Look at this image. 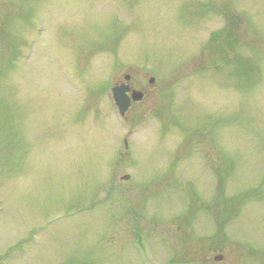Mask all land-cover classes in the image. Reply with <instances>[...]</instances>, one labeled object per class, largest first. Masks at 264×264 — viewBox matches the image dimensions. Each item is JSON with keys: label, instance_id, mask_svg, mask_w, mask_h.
<instances>
[{"label": "rangeland", "instance_id": "obj_1", "mask_svg": "<svg viewBox=\"0 0 264 264\" xmlns=\"http://www.w3.org/2000/svg\"><path fill=\"white\" fill-rule=\"evenodd\" d=\"M0 264H264V0H0Z\"/></svg>", "mask_w": 264, "mask_h": 264}, {"label": "flooded vegetation", "instance_id": "obj_2", "mask_svg": "<svg viewBox=\"0 0 264 264\" xmlns=\"http://www.w3.org/2000/svg\"><path fill=\"white\" fill-rule=\"evenodd\" d=\"M151 77V76H150ZM147 78V79H146ZM146 78H138L132 76L131 73H125L123 79L119 81H114L112 86L124 87L126 88L125 95L128 100V106L124 114L119 118L128 117V115L135 116L134 109L138 103H140L146 96V86L154 83V80L150 81L149 75L146 73ZM137 93H140L138 99H134L133 96L137 97ZM116 107V106H114ZM117 109V108H116Z\"/></svg>", "mask_w": 264, "mask_h": 264}, {"label": "water", "instance_id": "obj_3", "mask_svg": "<svg viewBox=\"0 0 264 264\" xmlns=\"http://www.w3.org/2000/svg\"><path fill=\"white\" fill-rule=\"evenodd\" d=\"M153 79L150 78V81H152ZM125 91H126V88L124 87H114L112 88L111 90V94L113 95L114 99H115V102L117 104V106L119 107V111L123 114L124 111L127 109V106H128V100L126 98V95H125ZM140 96V93H137V97L136 96H133L134 99H138ZM127 178V176L125 177ZM222 256L221 255H216L215 256V260H219L221 259Z\"/></svg>", "mask_w": 264, "mask_h": 264}]
</instances>
